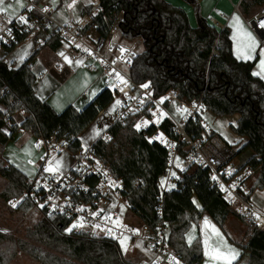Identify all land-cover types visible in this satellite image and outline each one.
I'll return each mask as SVG.
<instances>
[{
    "label": "trees",
    "instance_id": "1",
    "mask_svg": "<svg viewBox=\"0 0 264 264\" xmlns=\"http://www.w3.org/2000/svg\"><path fill=\"white\" fill-rule=\"evenodd\" d=\"M101 1L104 11L95 18L100 36H107L114 21L122 16L120 26L124 35L143 41L145 50L136 57L131 69L135 83H152L156 97L175 91L181 100L203 99L204 110L219 117H240L237 126H230L235 135L247 139L238 155L244 150L253 153L246 162L258 172L252 195L264 189V80L253 73L255 61L235 57L229 31H218L210 25L197 6L198 27L193 28L186 12L166 0ZM262 5L264 0H243L241 10L249 16ZM89 11L87 6L82 14ZM25 38L19 35L7 55ZM47 45L56 51L61 43L56 38ZM38 53L18 68L10 69L0 61V178L6 182L1 192L5 202L21 199L30 181L23 171L3 159L7 144L19 132L30 133L36 139L55 135L69 150L78 152L83 148L81 134L113 102V94L102 90L82 111L69 105L58 113L36 95L38 78L31 64ZM21 112L25 118L17 123L13 117ZM5 127L10 133L3 130ZM161 128L172 134L173 124L165 119ZM187 132L202 138L206 128L201 116L187 123ZM151 133L152 129L148 132L136 129L134 120L124 125L114 123L106 131L108 139L100 138L94 143V151L123 180L131 212L146 227L156 229L162 205L164 218L171 227V247L187 264H201L204 259L201 240L198 237L189 245L186 233L199 223L204 213L222 229L234 214L211 187L208 172L197 166L188 167L182 174L177 190L163 191L161 178L170 168L169 154L159 143L148 139ZM193 197L201 202V210L193 203ZM31 209V204L24 201L16 212L26 215ZM67 226L63 217L42 215L27 233L29 242H20L18 249L39 264H130L117 243L68 234ZM10 241V236L0 231V246ZM239 246L242 252L234 264H241L246 256L247 264H264L263 230H253L246 243ZM10 258L11 255L0 250V264H9Z\"/></svg>",
    "mask_w": 264,
    "mask_h": 264
},
{
    "label": "built area",
    "instance_id": "2",
    "mask_svg": "<svg viewBox=\"0 0 264 264\" xmlns=\"http://www.w3.org/2000/svg\"><path fill=\"white\" fill-rule=\"evenodd\" d=\"M14 1L5 0L6 3ZM103 11L102 1L92 0L90 11L79 21L63 23L55 18L56 8L50 0H26L25 9L19 15L0 14V37H3L0 39V61L12 68L7 50L17 44L19 35L26 36L24 42L32 43L34 53L44 49L49 40L59 39L63 51L60 59L67 56L78 60L83 69L96 73L102 90L113 94V124L124 125L134 120L135 127L140 125L139 129L136 127L139 131L152 129L148 139L159 143L169 154V181L177 159L206 170L211 187L234 216L251 232L264 231V208L253 203L250 186L257 172L246 162L241 163L239 150L221 136L203 133L202 138H196L187 132V123L202 115L203 99L188 102L181 100L175 91L156 97L152 83L138 84L132 80L131 69L136 57L145 50L144 44L140 38L129 39L124 35L119 17L108 35L100 36L95 18ZM21 16L26 23L21 21ZM249 22L264 45V27L261 26L264 24V5ZM58 71L62 69L58 68ZM87 95L85 92L84 96ZM172 102L176 103L175 112L180 118L168 113ZM165 119L173 124L172 134L161 128ZM3 130L6 132V127ZM107 138V134L102 137ZM36 142L41 161L17 206L28 201L32 212L63 217L68 234L117 243L130 264H187L170 245L171 227L164 218L162 205L158 210L160 223L156 229L133 222L135 215L125 196V184L95 153L94 143L73 152L55 135L50 139H36ZM62 152L72 159L69 168L56 173L45 172L48 162ZM74 224L83 226L73 228ZM121 240L125 241L124 247Z\"/></svg>",
    "mask_w": 264,
    "mask_h": 264
},
{
    "label": "crops",
    "instance_id": "3",
    "mask_svg": "<svg viewBox=\"0 0 264 264\" xmlns=\"http://www.w3.org/2000/svg\"><path fill=\"white\" fill-rule=\"evenodd\" d=\"M169 4H171L174 7L183 9L189 19L190 25L193 28L198 27V20L196 17V11L195 6H197L200 10V15L203 19H205L210 25L216 27L218 31H223L227 29L230 33V38L233 43V53L236 58L243 60V61H255V66L253 69L254 74L264 80V70L261 69L260 61L264 60V57L262 54H255V48L251 49L249 47L251 41L248 40L246 33H250L251 36L254 38L256 46L258 44L259 37L256 34V32L252 29L250 22L254 18V14L252 15H245L241 10V3L243 0H192V3L187 2L185 0H166ZM56 4L54 3V0H50V3L56 8V14L55 18L63 23H69V22H77L81 19L83 16L82 12L84 8H86L87 4H84L81 7V9L76 11V16H74L72 13H69V11H73L75 7L69 8L67 6L64 7V0H56ZM24 7L21 8L19 5L16 4V2L6 3L5 5H11L12 7L8 8V11L5 13H8L13 16H17L20 13H22L25 9L26 0H23ZM62 8H66L65 10H60ZM64 11L67 14L61 15V12L59 16V12ZM1 14V13H0ZM67 17V21L64 20V18ZM238 17L240 24L239 26L235 22V18ZM23 42L20 46L16 48V50L9 56V60H11L10 66L13 68L20 67L27 59H29L33 54V45L31 42L28 47L25 46ZM262 45V44H261ZM62 51L61 48H59L56 51H53L49 45H47L44 49L39 51L36 58L31 64L32 70L35 73V75L38 78L37 84L35 86V92L36 95L44 101H47L51 107L57 111L58 113L65 110L69 105H73L78 111H82L88 104H90L100 93L102 90L101 87L98 85L97 81V75L96 73L86 71L83 69L81 63L79 61H73L70 57H63L60 59V61L55 60L54 57L61 56L59 52ZM20 52V53H19ZM260 55V58L258 59ZM250 57V58H249ZM67 58V59H66ZM18 59V61H17ZM55 60V61H54ZM79 62V63H77ZM58 68L62 69L61 72L58 71ZM261 69V70H260ZM50 72L54 73V77L50 76ZM82 73V91H71L64 93L61 98L56 99L55 94L51 92V88L47 86V82H57L58 85H64L68 83L70 80V77L74 76L76 73ZM96 89L97 92L95 95H93L91 92ZM88 92L87 96H84V93ZM92 94V95H91ZM3 109V107H1ZM106 108L102 112H100L99 118H104L107 112ZM112 116H109V119L102 125V130L99 132V134H96L94 136L95 138L88 141V145L91 143H95L98 139L102 138L104 135H106L107 129L113 124L115 120V114L114 111L111 113ZM20 117V118H19ZM15 118V117H14ZM17 118L19 119L17 122H21L25 118L24 113H19L17 115ZM96 119V120H97ZM234 124H230V126H237V123L239 121V116L236 115L233 117ZM96 120L93 122L95 123ZM92 123V124H93ZM91 124V125H92ZM90 125V126H91ZM89 126V127H90ZM88 127V128H89ZM87 128V129H88ZM86 131V130H85ZM84 131V132H85ZM83 132V133H84ZM7 133V132H6ZM80 136V140L82 141V135ZM216 135L221 136L223 139H225L221 134L213 131ZM226 133H230L234 140H239L240 143L246 144L247 139L238 137L235 135L230 128L226 130ZM24 136H29L30 138L26 140V142H32V139L36 141V138L33 137L30 133L26 132H19L14 139L16 138L19 141L24 142L23 138ZM13 139V140H14ZM226 140V139H225ZM227 141V140H226ZM87 145V146H88ZM3 159L18 167L21 171H23L29 179H31L34 175V173L31 175L28 171L27 166L24 163L21 162H14L9 156L6 155L3 156ZM188 169V165L185 164L181 159H177L175 163V167L171 171V180H168L167 174L164 175L161 178V186L163 191H173L177 190L178 182L182 179V174ZM174 174V175H173ZM264 191L261 192L259 190H256L254 194L252 195V201L253 197L256 198V201L258 204L256 205V202H253L258 208L263 209L264 208ZM193 203L197 207V209H202V204L198 200L197 197H193ZM228 218L225 229H222L209 214H202L200 221L198 224H193L190 230L186 233V242L191 245L198 237L201 240L202 244V250L204 259L201 264H220L218 261L212 260L210 255H206V245L205 241H207V248L208 250L214 249L217 246H220L222 248H238L240 250L241 254V247L239 246L240 242L237 240V237L235 232H233L232 228H234V223ZM205 221L208 222L207 225H205ZM144 225L143 222L140 220V226ZM215 228L216 231L219 233V235H216L212 229ZM249 234H247V239L249 237ZM236 256V255H235ZM240 255L238 256V258ZM237 258V259H238ZM237 259H233L231 264H234ZM248 263V257L242 259L241 264H247Z\"/></svg>",
    "mask_w": 264,
    "mask_h": 264
},
{
    "label": "rangeland",
    "instance_id": "4",
    "mask_svg": "<svg viewBox=\"0 0 264 264\" xmlns=\"http://www.w3.org/2000/svg\"><path fill=\"white\" fill-rule=\"evenodd\" d=\"M91 1L92 0H64V7H66V8H67V6L69 8L75 7V9L73 11L72 10L69 11V13H72L74 16H76V11L78 9L79 10L81 9L80 6H82L84 4H87L86 7L90 6ZM54 3L55 4L57 3L56 0H54ZM66 8H62L60 10L66 11ZM257 9L253 10V14L254 13L256 14ZM61 12H63V13H61ZM60 13H61V15L67 14L64 11H60L58 13L59 16H61ZM119 18H122V16H119ZM64 20L67 21V17H65ZM140 42H141V44L143 43V41L141 39H140ZM24 44H25V46H23V47H28V45H30L31 43L25 42ZM61 53H63V51L59 52V54H61ZM258 53L262 54L264 57V45H261L260 40H258V44L255 47V54L257 55ZM259 58H260V55H259L258 59ZM54 59L60 61L59 60L60 55L54 57ZM9 61L11 62V60H9ZM17 61H18V59H17ZM73 61L76 62L78 60L73 59ZM49 74L51 77H54L53 72H50ZM48 80H47V82H44V83H47V86L51 88L50 90H51V92H53L55 94L56 99L61 98L63 95H65L64 93H66V92L82 91L83 83H82V73L81 72L76 73L74 76L70 77V80L68 81V83H66L64 85L62 84L61 86L58 85L57 82L48 83ZM98 85H99V87H101L100 82ZM96 92H97V90L94 89L91 93L93 94ZM114 109H115V106L113 103H111V105L107 109V112H106V115L104 116V118L97 119L95 123H93L88 129H86V131L82 135L83 147H86L88 145V141L94 139L95 138L94 136H96V134H99V132L102 130V125L109 119V116H112L111 113L114 111ZM175 109H176V103L172 102L168 107V113L171 114L175 118H180V117H178L179 114L175 112ZM21 113H23V112H21ZM17 115L14 116L15 118L13 117V119H15L16 122L19 120L17 118ZM233 117L232 116L219 117V116L215 115L213 112H211L209 110H204V109H203L202 115H201L202 122H203L204 127L206 128L207 134H212L213 131H215V132L221 134L227 140V142L232 144L236 149L240 150L244 146V144H242V142L240 143V141H239L240 139L234 140V138L232 137V135L230 133H226V130L228 128H230V124H234ZM6 132L10 133V130L7 127H6ZM29 138H30L29 136H24V138H23L24 142L19 141L16 138L14 140L10 141L4 150L3 156L4 155H6L7 157L9 156L15 163L16 162L24 163L27 166L28 171L32 175L34 172H36L37 167L40 164L41 154L37 152V149H36L37 142L35 140L32 139V142H28V141L26 142V140H28ZM252 154L253 153L250 150H244L239 155L238 160L241 163H245L248 161V159L251 158ZM0 157H1V155H0ZM54 159L60 161L61 166H60L59 170H61V171L69 168V166L71 165V162H72L71 157L64 152H62L61 154H59L57 156L55 155ZM187 165H188V167L194 166L191 164H187ZM257 175H258V172L255 173V180L256 181H257ZM255 180L251 179V182H250V186L252 185L251 189L253 188V186L256 183ZM5 185H6V182L2 178H0V231L9 235L11 241L1 245L0 250L5 254L7 253V254L11 255V258L9 259V264H39L32 257H30L28 254L20 251L18 249V245L22 241H28L29 242V240L26 237L27 233L34 228V226L40 220L42 215H40L37 212H32V211H30L26 215H22V214L16 212L18 200L5 202L1 198V192L4 190ZM258 190L261 192L264 191V189H262V190L258 189ZM263 195H264V193H263ZM253 202H256V205L258 204V202L256 201V198H254V197H253ZM13 204H15L16 206L13 207ZM230 217H231L230 218L231 221L234 223L233 224L234 228H232V230H233V232H235L234 235H236L237 240L240 243H246L247 234L251 233V229L248 226H246L236 216H230ZM133 220H131V221L140 224V219L138 217L134 216ZM227 249H232V250H234L235 253L238 254L235 256V259H237L239 255H241L239 247L238 248H222V250H225V251Z\"/></svg>",
    "mask_w": 264,
    "mask_h": 264
},
{
    "label": "snow or ice",
    "instance_id": "5",
    "mask_svg": "<svg viewBox=\"0 0 264 264\" xmlns=\"http://www.w3.org/2000/svg\"><path fill=\"white\" fill-rule=\"evenodd\" d=\"M15 2H16L17 5H19V7H21V8L24 7L23 0H15ZM9 7H12V6L11 5H7L6 6L5 5V0H0V13L7 12ZM20 19H21V21H24L25 23L27 22L23 16H21ZM8 22L11 23V19H9ZM235 22L239 26L240 21H239V18L238 17L235 18ZM261 26L264 27V24H262ZM246 36H247L248 40L251 41L249 47L251 49H254L256 47V43H255L254 38L251 36L250 33H246ZM0 39H3V37H0ZM61 55H63V53H61ZM77 63H79V62H77ZM260 65H261V69L264 70V60H261L260 61ZM254 74H258V73H254ZM121 82H124V81L122 80ZM145 87H147V86L145 85ZM93 95H95V93H93ZM116 103L119 104L120 101H117ZM136 127L139 129L140 125L138 124ZM60 166H61L60 165V161L54 159L53 161H49L48 162V166L44 169V171L45 172H50V173H56L59 170ZM213 179H215V177H213ZM15 206L16 205L13 204V207H15ZM43 206L44 205H41V207H43ZM207 224H208V222L205 221V225H207ZM77 226H81L82 227L83 225L82 224L81 225H75L74 224L72 227L75 228ZM96 227H99V225H96ZM69 231H71V228L69 229ZM212 231L216 235H219V233L216 231L215 228H213ZM126 239L127 238H125V240ZM120 243H121L122 247L125 246V241L124 240H121ZM205 245H206V252H205V254L206 255H210L211 258H212V260L218 261V262H220V264H231L232 260L235 258V255H238L237 253L234 252V250L227 249L225 251V250H222V247H220V246H217L214 249L208 250V248H207V241H205Z\"/></svg>",
    "mask_w": 264,
    "mask_h": 264
}]
</instances>
